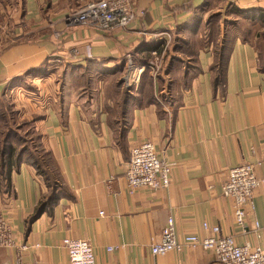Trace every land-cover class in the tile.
<instances>
[{
  "label": "crops",
  "instance_id": "0c3cea01",
  "mask_svg": "<svg viewBox=\"0 0 264 264\" xmlns=\"http://www.w3.org/2000/svg\"><path fill=\"white\" fill-rule=\"evenodd\" d=\"M87 1L0 0V99L33 122L63 187L26 222L48 187L25 160L12 170L0 210L14 245L0 264H69L66 237L87 239L95 264H218L199 245L153 254L168 217L178 237H204L206 221L264 249L251 227L264 225V0H134L135 19L107 31L67 21ZM145 140L172 165L170 183L130 192L125 162ZM245 162L261 183L241 229L222 186Z\"/></svg>",
  "mask_w": 264,
  "mask_h": 264
},
{
  "label": "built area",
  "instance_id": "2783aa9c",
  "mask_svg": "<svg viewBox=\"0 0 264 264\" xmlns=\"http://www.w3.org/2000/svg\"><path fill=\"white\" fill-rule=\"evenodd\" d=\"M135 17L134 0H89L71 12L67 16V21L107 31L116 27L124 28ZM165 36L169 39L168 34ZM163 49H166V44ZM153 54L157 55L155 52ZM131 78L129 81L138 80V76L133 75ZM171 169L172 165L161 157L151 141H142L131 147L129 159L125 162L124 177L127 189L133 192L142 188L167 187L170 183ZM260 183L252 163L237 164L228 170L227 180L222 186V194L232 199L233 218L241 229L246 226V207L252 208L253 195ZM201 226L207 232L204 237H199L197 234L178 237L174 220L168 217L160 239L150 246V250L153 254H165L180 250L185 245H199L212 251L218 264H264V249L261 247L249 243H236L232 236L221 235L220 228L216 224L204 221ZM251 227L264 236V225L256 219L253 220ZM61 244L66 250L69 264H95L93 247L87 239L66 237ZM13 245L11 225L0 210V247Z\"/></svg>",
  "mask_w": 264,
  "mask_h": 264
},
{
  "label": "trees",
  "instance_id": "16d2710c",
  "mask_svg": "<svg viewBox=\"0 0 264 264\" xmlns=\"http://www.w3.org/2000/svg\"><path fill=\"white\" fill-rule=\"evenodd\" d=\"M249 10H243V9H237L238 15H246ZM257 12L260 13V15H264L263 10L258 9ZM217 63L213 66V68L220 62H223L224 56L220 53L218 56ZM86 72V70L84 71ZM86 76V73H85ZM218 80V79H217ZM126 92V91H125ZM2 99H0L1 103ZM11 114H16L15 110L10 111ZM0 116L2 114L0 113ZM13 117V115H11ZM32 121H25L21 123L22 125L31 126ZM21 125L16 126L15 132H12L13 134L18 133V129H20ZM8 128V127H7ZM6 128V129H7ZM32 131H34L33 124L31 126ZM31 130V129H30ZM11 133L7 135V137L0 140V190L2 193H8L10 191L11 187V172L14 169L15 171L18 169V166L21 161L25 160L26 162L31 163L35 169L36 172L43 177L45 180V183L48 187V191L46 194L42 195L40 199L38 200L37 204L35 205L32 214L29 216L26 222H32L34 219H36L40 214L47 211L57 200L58 196L63 192V187L60 183V181L56 178L50 175L49 172L46 173L48 167V164L44 163L42 158H40L34 154H30V151L27 150V147L25 146H16L12 144V141L10 140ZM39 135V133H38ZM40 138V135H39ZM40 146V144H39ZM38 147H34L33 150L38 151ZM42 153L45 152L41 150ZM38 153V152H37ZM45 154V153H44ZM43 157V156H42ZM44 159V158H43Z\"/></svg>",
  "mask_w": 264,
  "mask_h": 264
},
{
  "label": "rangeland",
  "instance_id": "374dc122",
  "mask_svg": "<svg viewBox=\"0 0 264 264\" xmlns=\"http://www.w3.org/2000/svg\"><path fill=\"white\" fill-rule=\"evenodd\" d=\"M255 12V11H253ZM257 13V15H260L259 12H255ZM240 17H242L241 15H239ZM158 61V60H157ZM154 60V62H157ZM128 67L130 66V63L127 64ZM147 68H149L150 70H153V72L155 71V68L153 66L152 63H149L146 65ZM130 70H132V68H127ZM131 77L137 76L138 74H136V72H132L130 73ZM139 78V77H138ZM132 80L134 79L131 78ZM138 81V80H137ZM127 83L126 87H125V94H130V91L128 90H132V85L134 86L137 82L136 81H129L127 82V76H123L122 79L119 81V84L123 86L124 83ZM15 109H21V106H18L16 104V102H13V100H11L10 97H4L0 103V113L2 114V116H0V140L7 137V135H9V133H11V137L10 140L12 141V144L16 146H25L27 147V150L30 151V154H34L36 156H38L41 160H43L44 163L48 164V167L46 166V173L49 172L50 175H52L53 177L57 178V173H56V168L55 165L53 164L54 162L51 161L48 153L43 152L42 153V149L39 146V135L38 132L34 129V131H32V124L31 126H26V125H22L21 123L25 122L26 119H22L19 116H17L16 114H11L10 111L11 110H15ZM11 115H13V117H11ZM19 126L20 129H18V133L17 134H13L12 132H15V130L17 129L16 126ZM8 127V128H7ZM7 128V129H6ZM31 129V130H30ZM34 147H38V151L33 150ZM38 152V153H37ZM45 153V154H44ZM43 156V157H42ZM44 158V159H43Z\"/></svg>",
  "mask_w": 264,
  "mask_h": 264
}]
</instances>
